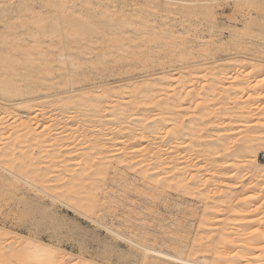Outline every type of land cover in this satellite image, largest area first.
<instances>
[{
    "label": "bare ground",
    "instance_id": "6f19581e",
    "mask_svg": "<svg viewBox=\"0 0 264 264\" xmlns=\"http://www.w3.org/2000/svg\"><path fill=\"white\" fill-rule=\"evenodd\" d=\"M55 1L56 0H43L42 2H44V4H51ZM57 1L62 2V0ZM171 1L176 2L174 3L176 5L173 6V10L182 12L186 16L196 13L200 15L209 14L210 11H212L211 7H205L206 5L201 7L197 5L198 3L206 2L202 0ZM248 1L257 5L258 10L256 11H259V14L264 12V0ZM25 3L27 5V2ZM154 6L155 8L161 7L162 3L154 2ZM164 6H166V4H164ZM83 14L85 17V13ZM105 14L102 13V15ZM71 15H74V13L70 14V16ZM79 15L81 16V14ZM79 15L77 14L76 17L74 16L68 19L64 18L62 24H60L61 21L59 24L54 23L53 20L52 22L47 21L49 20L48 18H45L46 22L44 19L43 22L38 23L40 17H38V20L35 19V21L37 20L36 24L39 25L37 26L39 29L38 36L48 37L52 44L49 43L47 45H54V47L61 46V48L66 51V54L61 55V59H58L59 61L57 60L54 65L48 64L49 67L47 68L48 72L46 74H42L46 71H42L41 74H35L34 72L30 73L28 70L30 75L26 76L24 82H22L23 85H18V87L15 86L16 84H14L11 74L16 64L18 65L21 61H25L30 66L36 65L35 67L29 66L31 68L29 69L33 71L32 69L36 68L37 65L45 66L43 64L44 62H49V58L46 56L48 60H46V58L44 59L42 53V55H40L41 57L43 56L42 58L36 59L37 57L35 56V59H32L29 50H26L23 57H20L21 59H15L16 57L12 55H7L10 56L8 57L9 59H0V93L4 100L11 102L10 107L0 113V119H2L4 123L7 122V124L9 122L11 125L10 132L6 137V142L3 147L0 148V154L7 158L6 155H8V152L14 147L13 145L19 144L20 146V143L23 142L21 139L23 137H28V135L32 133V129H34L36 125L39 126V121H45V123H48V126L50 122H54L55 126H57L56 130L59 129L61 131L60 134H64V137L75 136L74 138L76 139H80L81 136V132H79L76 125L79 122L82 124L88 123L89 121V123H92L91 126L94 129L93 132L95 135L88 136L87 143L92 146L94 145L93 147H98L100 142L110 141L109 147L102 145V149L100 150L102 153L107 151L108 156H103L104 154H100L99 156L96 154L98 157L94 159L91 153H88V156L82 153V155L78 157L80 159L84 156V158L80 160L82 161L81 163H101L104 172L102 171L103 173L101 172L100 174H90L86 172L88 174L84 175V170L82 169L83 172L82 170H78L71 175V178L63 175L59 177L57 173H59L60 170L58 169L62 167L64 170L68 167L65 162L70 155V149L64 148L58 153L59 151L57 150L58 152H56V148L60 145L54 143L57 145L56 147L53 144H49L43 151V153L45 152V156L41 155L42 151L32 155H20V158L24 159L21 172L13 169H6L4 165L0 164V174L7 175L12 182L14 181V183L19 184H15V187H13V189L11 188L12 190L8 188L7 184H5L6 190L1 188V185L0 197H2L3 194H13L14 196L15 192L22 187H26L25 189H28L32 193L31 197H33V199L35 198L32 200L39 204H35L36 206L38 205V208L45 203L44 198L48 199L49 204H44L40 207L41 209H38L36 206L30 207L28 203L30 209L27 206V209L25 207L24 210L23 207V211L28 210V212L30 211V213H34L35 215L38 213V217L40 216L39 219L41 218V220H43L42 217L45 216L46 219V217L50 218L52 213L54 214L53 209L58 206L57 204L66 206L64 207L65 209L68 208L73 213L86 219L91 226H93L94 232L92 233L93 235L90 233V237L87 236L89 232H87L86 236H75L77 239H72V243L70 242L69 246H65L61 243V239L65 240L67 235L62 232L54 233V231H52L53 233L43 235H40L38 232V235H33L32 232L29 231V233L25 235L9 232L1 227L0 264H264V209L261 211H258V209L252 212L253 205L259 201H262L261 205L264 204V166L260 165L256 159V149L258 146L264 148V138L259 139L251 135L246 139L243 138L244 140L242 139V141L240 140L241 138H239L238 141H232L231 135L230 137L219 139L218 144H214L212 141L213 139L209 144L202 143L200 140L202 138L203 128L208 124L207 118L215 124V121L218 122L219 118H222L221 116H225V119L227 117L228 120H226L229 122L234 118L238 119L239 117L237 118V115L241 116L246 113L248 116L251 111L253 112L255 110V107H253L254 105L252 106L253 110L248 109L249 107L247 106L241 107L243 104H248L246 102L247 100L243 101L241 106L239 105L240 107H236L237 109H234V106V108H227L232 100L236 105L237 103L239 104V102L234 101V99L238 96L237 93L244 88V83L239 81L234 84L232 91L234 92L232 93L233 98H231L230 102L229 99L226 100L222 95L224 93L220 85L223 83L220 82V84L216 79L206 80L207 84L204 86V92L198 91L196 83L190 87L188 86L189 88H185L189 82L191 83L192 78L191 81H185L183 78L178 79L177 82L180 86L174 89L173 85L175 84H173V80L170 78L171 76L167 77L157 73L150 74V70H146L143 73L141 72L142 74H148L144 75L143 78L141 77L143 80L140 78L142 81L138 82L139 84L137 83L136 86L133 82L130 83V80L124 78L113 82H107L105 80L108 84H106V86L103 85L105 86L103 89L104 91L99 96L96 95V91L98 90L97 88L101 86L89 90L85 88V86L75 87L74 84L79 81L80 77L79 73L74 70V67L80 62V55H83L85 51H95L98 47L100 48L102 46H105L104 49L107 51H105L106 53L103 52L104 62L91 63L90 68H99L102 66L103 75H105L106 78L109 77L113 69L125 71L124 73H126V71L128 72L129 68L132 67L131 65L134 64L133 62H138V64L140 62L143 68H154L152 65H158L161 59L159 58L161 54L158 57L155 56L159 51L160 53L164 52L162 53L163 55H167V57L165 56L167 59H164L167 60L168 63H178L180 69H190L192 73H194L193 71H204L203 69L206 71L209 70L211 73L215 71L213 69L222 65L221 63L218 64V61L221 60L217 61L214 60L215 57L207 58L204 56L192 61L191 64L186 62L190 58V49L189 52L188 49L185 48L178 49L179 43H175L178 41H174L170 33L163 32L158 34L154 31L155 29H153L154 27L152 26L142 25V27L133 28L124 26L116 30L110 23L112 19L109 20V16L107 18V15L101 17L102 20L99 21L94 20L96 17L93 16L95 15H91L94 18L93 20H91L92 17L90 20H87V17H85L86 21L84 20L85 18L83 20L81 19L83 16L79 18ZM88 15H90V12ZM96 20L98 19L96 18ZM31 22L32 20L30 23ZM30 27H32V25ZM261 29L263 30V28ZM100 31H102V33ZM263 32L264 31H262V33ZM30 33L33 34L34 31ZM97 34L103 36H101V38H96L95 36ZM260 36L258 35V37ZM35 37L36 36H34V38ZM258 37L256 34V41L261 38ZM255 38H253L252 41ZM55 39L57 41H54ZM240 42L242 41H239V43ZM239 43L237 44V42H235L236 45L234 44L235 47L232 46L233 49L236 48L237 45L239 46ZM243 43L244 42H242V46ZM253 43L255 42L251 44ZM218 44L220 45V43ZM217 46L214 47L218 48ZM242 46L240 45L239 47L241 48ZM207 47L211 48L212 45H207ZM68 48L75 49L76 52L69 53ZM241 49L243 50L244 48ZM13 50L14 49H12V51ZM186 50L187 52H185ZM202 50H205V48ZM232 59L234 58L231 57L230 60ZM233 63L235 64V62ZM172 66V64L165 65V67L163 66L161 68L163 74L169 73V70L172 72ZM54 68L57 69V71L67 72L66 74L59 73V82H55V78L51 76V72L49 71ZM153 71L154 70H151V73H154ZM141 73L137 74V76L141 75ZM188 73L191 74V72ZM130 76L132 75L130 74ZM197 76L199 75L197 74ZM231 76H229V78ZM195 81H197V83L199 82L198 80ZM198 85H200V82ZM59 86H62L61 88H63V86L65 87L63 93H55L56 91H54L53 93L55 94L47 96V94L43 92V90H52ZM57 89L60 90L59 88ZM259 89H264V82H261ZM200 93H202V95ZM96 97H99L98 101L94 100ZM38 101L41 102V105L35 108L33 104ZM114 101L121 102L119 108L111 110L109 114L100 120L97 117L98 113ZM182 106L185 107L186 113L194 112L196 117H192V119L188 121L187 124L190 126L186 125L182 127L180 134L182 140L175 142L173 139L177 132H174L175 130L173 131L172 127L176 125L174 123H176V118L180 115V111H175L173 109L178 107L182 108ZM248 110H251L250 113ZM186 113H184V117L187 116L185 115ZM23 114H28L30 116L28 121L23 122L21 120L22 118H26ZM96 117L98 118L97 120ZM2 120H0V137L5 127ZM193 121L195 123L192 125ZM168 122L171 123V125L169 124L170 126L173 125L171 127L172 130L169 127V129L166 130V126H169L167 125ZM178 122L182 121L179 120ZM103 125L106 126L108 131L107 138L100 128ZM216 126L212 125L207 129L206 135L208 139L209 137H213L216 131H219V134L226 128L222 124L220 126H223L224 129L217 128ZM38 137L41 138V135L31 137V141ZM102 137L104 138L102 139ZM81 141L82 140H76L77 143L75 147L80 146ZM230 145H235L234 147H236V150L234 154L226 157L224 163H232L231 166L235 165L234 168L233 166L231 167L230 164L224 165L222 163L223 161L217 158L218 155H221L220 153L223 150H227ZM54 153L57 155H54ZM43 163L49 164L51 167L56 168L57 171L49 170L43 173L32 169ZM204 164L206 165L205 168L202 166ZM239 166H244L245 169H238ZM23 169H25V172H23ZM76 170L77 169H75V171ZM57 176L59 178L62 177L61 183L52 184L55 179L58 180ZM107 176L109 178H107ZM237 181H241L239 182L241 185L239 187L236 186L237 188H233L234 186L231 185L235 182L237 183ZM113 183H115L113 188H116V195H120L122 203L124 200L132 199L131 195L133 194L130 195V192L132 193L135 191L136 193L138 190V192L141 193L138 194L137 197L141 205L138 207L134 205V207H136L131 211L155 207V197L163 198V196H169L170 193L168 194V191L175 192L176 197H190L192 201L183 200V203L185 202L186 204L187 202L195 203V201H203L200 208L199 230L198 233L195 232L197 237H192L191 242L188 241L190 238L188 236L190 233L189 230V233H187V230L185 232L189 238L183 235L187 240L180 239L181 236H177V238L173 239L157 238V234H160V232L154 233V231L143 234L138 233L139 235L135 236H133L132 233L126 232L129 228L137 227L140 222L138 219H136L138 221L132 220V216V218L127 216L129 211L127 212L125 209L126 207L124 209L127 214H125V217L122 216L123 218L117 216V214L110 209L107 210L106 213H101L100 210V208L104 206L105 201L117 198V196H114L113 192L115 191L113 188L110 189ZM0 184L2 183L0 182ZM83 188L85 189L81 190ZM108 189H110V191L113 190V192H108ZM145 197H148V199ZM134 199H136V197ZM11 201L5 200L4 204H0V212L1 208L4 209V207L7 209L6 212H12L15 209L14 206H16V210L18 211V204L10 203ZM50 207H54L52 209L53 212H50V209L48 210ZM46 209L50 213H46ZM220 209L227 213V215L225 214L226 217L224 215V219L222 220H219L220 218L218 217L215 218L217 213H214L217 211L221 212ZM26 213L22 214L21 212V215L28 217ZM40 213L44 214V216ZM57 213L56 215H58ZM95 213L96 215L99 213L97 216L98 218L94 217ZM187 213L183 214L186 215ZM222 213H220V215ZM56 215L54 217H56ZM257 216L261 218H256ZM29 217L32 218L33 216ZM48 218L47 221L49 220ZM52 218L53 217H51V219ZM104 219L106 221H104ZM213 219L215 221L210 222ZM34 221L33 223L36 222ZM39 221L40 220H37L38 223ZM37 224L35 223V225ZM162 225L163 224H161V226ZM172 225V229L177 227L174 226V224ZM140 227L144 228L142 225H140ZM75 229H77L76 226ZM84 230L83 232H79L84 233ZM101 231L106 233L104 239H101ZM211 233L213 235H211ZM157 240L169 243L170 246L173 247V250L166 251L159 247L158 244L156 245Z\"/></svg>",
    "mask_w": 264,
    "mask_h": 264
},
{
    "label": "rangeland",
    "instance_id": "374dc122",
    "mask_svg": "<svg viewBox=\"0 0 264 264\" xmlns=\"http://www.w3.org/2000/svg\"><path fill=\"white\" fill-rule=\"evenodd\" d=\"M21 1H22V3H21ZM42 1L43 0H29V2H28V0H0V54H1L0 59H3V58L7 59L8 57H10L7 55H12V56L16 57L15 59H17V58L21 59L23 57V55L26 53V50L27 51L29 50V53L31 54L30 56L32 59H35V56L37 57L36 59L42 58L44 56L43 57L44 59L46 58V60H48V58H49L50 61L52 60L51 62L50 61L44 62L43 65H45V66L37 65L36 68L32 69L33 71L30 70L31 69L30 67H35L36 65L30 66L25 61L24 62L21 61L22 62V63L20 62L21 64L20 63H18V65L16 64L14 70L11 72V74L13 76V82H14V84H16L15 86L23 85L22 82H24V78H26V76H29L30 73L34 72L35 74H41L42 71H46V72L42 73V74H46L48 72V69H47L49 67L48 64L50 63V64L54 65L58 59H61L60 58L61 55L66 54V51L64 49H62L61 46L54 47V45L53 46L47 45L49 43L52 44V42H50L51 40L49 41L48 37L45 38V37L38 36V30L39 29L37 26H39V25L36 24L38 17H40L38 23L43 22L45 18L46 19L48 18L49 20H47V21L52 22V20H53V22L56 24H59V22L61 21L60 24H62L64 21L63 20L64 18L68 19V18H72L74 16L76 17L77 14L78 15L81 14V16L79 15V18H81L83 16V18H81L82 20L85 17H87V20H90L91 17L93 15H95L93 17H96L98 20H96V18L94 19L93 17L91 19V20L94 19L95 21L102 20L101 17H104L107 15V18L109 16V20L112 19L110 21V23L114 26V29H116V30L120 29L124 26H126L128 28H133V27H142V25H144V26L149 25V26L154 27L153 28V29H155L154 31L158 34H161L163 32L170 33V35L174 38V41H176V40L178 41V42H175L177 44L179 43L178 49L185 48V49H188V52L190 49V52H189L190 58L188 57L189 59L188 58H187L188 60L186 59L187 60L186 62H188L190 64L192 63V61H195V60L199 59L201 56H204L207 58L215 57L214 60H217V61L221 60V61H218V64L221 63L222 65L218 66V68H216V69H213L215 71H212L211 73L209 70L206 71L205 69H203L204 71H196L197 73L195 71H193L194 73H192V71H190V69H184V70L180 69V66H178V63L177 64L168 63L167 60H165V59H167L166 58L167 55H163L162 53H164V52L160 53V51H159V53L157 52L158 54L155 53V54H157L155 56L158 57L161 54L159 56V58H161L160 59L161 62L159 61L158 65H156V66H155V64L152 65V66H154V68L153 67H149L148 69L143 68V65H140V62H139V64H138V62L137 63L133 62L135 64L137 71L135 70L134 64H132L131 65L132 69L131 68H129V70L127 69L128 72L126 71V73H124L125 71H118L117 69H113L110 72L111 74H109V77L106 78L105 75H103L104 73H103V67L102 66H100L99 68H90L91 63H102V62H104V58H103L104 53L103 52H105L106 50L104 49L105 46H102L100 48L98 47L95 51L94 50L93 51H85V53L83 55H80V58H79L80 62L78 63L77 66L74 67V70L79 73V77H80L79 81L76 84H74L75 87L85 86V88H87L89 90V89H96L95 87L101 86V87L97 88L98 90L96 91V95L99 96L104 91L103 89L106 86V84H108L107 82L118 81L119 79L124 78V79L130 80L129 82L130 83L133 82L134 85L136 86V84L138 82H141L143 80L142 78L144 77V75L148 74V73L147 74L146 73L142 74V73L146 70H150L149 71L150 74H156L157 73V74L167 76V77L171 76L170 78L173 80V84H175V85H173L174 89H176L177 86L178 87L180 86L177 82L178 79L183 78V80H185V81H191V78H192L191 83L189 82V84L186 85L185 88L186 87L189 88L190 86H192L193 84L196 83L198 91L204 92L203 91L205 89L204 86L207 84L206 80L209 81L210 79H214V80L216 79L219 83L220 82L223 83L222 85H220L221 90L224 93L222 95L224 98H226V100L229 99V102H230L231 98H233L232 93H234V92H232V91H233L234 84L241 81L242 83H244V88L240 92L237 93L238 96H236V99H234V101L239 102V104L237 103V105H236L232 100L228 104L227 108H231V107L234 108L235 107L234 109H237L238 107L241 106L243 101L247 100L246 102L248 104L247 105L243 104L241 107L247 106V107H249L248 109H252V110H253V107H255L254 109L256 111L254 110L252 112L250 110L252 113L251 114L250 111L248 110L250 113V114H248V116L246 115V113L244 115H241V116L237 115V118L238 117L239 118L238 119L234 118L233 120H230L231 123H230V121L229 122L227 121L228 120L227 117H226L227 120L225 119V116H221L222 118H219L218 122L215 121V124H213L214 122L212 123L209 120V118H207L208 119L207 122L209 125L207 124V126L203 128L202 138L200 140L202 143L209 144V143H211V140L213 139L212 141L214 142V144H218L219 139H222L224 137H230L231 135H232V137H231L232 141L233 140L238 141L239 138H241L240 140L242 141L243 138L246 139V138L250 137L251 135L253 137L259 138V139L264 138V89L263 90L259 89L261 82L262 83L264 82V54H263L264 53V48H263L264 47L263 46L264 41H262V40H264V38H262V37H264V32L262 33V31H264V27H263L264 26V12L259 14V11H256V10H258L257 5L252 4L248 0H202V1H206V2L198 3L197 5H199L201 7L202 6L204 7V5H206L205 7H211L212 11H210L209 14H201L200 15V14L196 13L193 15L186 16L182 12L173 10L174 9L173 6L176 5L174 3H176V2L171 1V0H62V2L61 1L58 2L56 0L55 2H53L51 4H44V2H42ZM19 2H20V4H19ZM25 2H27V5ZM154 2H160V3H162V6L155 8ZM164 4H166V6H164ZM29 8L31 9V11ZM89 12H90V15H88ZM72 13H74V15L70 16V14H72ZM75 13H77V14H75ZM83 13H85V15H86L85 17H84ZM102 13L103 14L106 13V14L102 15ZM98 17H100V18H98ZM35 19H37V20L35 21ZM46 19H45V22H46ZM31 20H32V22L30 23ZM84 20L86 21V18ZM109 20H108V22H109ZM31 25H32V27H30ZM260 25H262V26H260ZM259 26H260V28H259ZM261 28H263V30ZM32 31H34V33H36V34H34V33L31 34L30 32H32ZM100 32L102 33V31H100ZM256 34H257V37H258V35L259 36L261 35L260 36L261 38L258 37L260 39L257 38L258 39L257 41L255 38ZM262 34H263V36H262ZM34 36L39 37V38H36V37L34 38ZM101 36H103V35L97 34L95 37L101 38ZM253 38H255V39L252 41ZM19 41H21V42H19ZM36 41H37V43H36ZM54 41H57V40L55 39ZM217 41H218V43H220V45L217 43ZM239 41L244 42L243 46H242V42L239 43ZM235 42H237V44L239 43V46L241 45L242 46L241 48H244V49L242 50L238 45L236 46V48L233 49V47H235V45H236ZM245 42H246V44H245ZM252 42H255V43L251 44ZM216 44L219 46H217ZM36 45H37V48H36ZM207 45H212L213 48L212 47L209 48V47H207ZM213 45L215 47L217 46L218 48L219 47L220 48L219 49L215 48ZM244 45H245V47H244ZM206 47L209 48L210 50H213V51H210ZM204 48L206 50V53H205V50H202ZM245 48H246V50H245ZM12 49H14L16 51H14V50L12 51ZM239 49H241V50H239ZM207 50H209V51H207ZM77 51H78V49H77ZM183 51H184V49H183ZM261 51H263V52H261ZM68 52L73 53V52H76V50L72 49V48H68ZM185 52H187V50ZM233 52H234V54H233ZM42 53H43V56L41 57L40 55H42ZM49 54H51V55H49ZM37 55H39L40 57ZM231 57L234 59L230 60ZM228 59H229V61H228ZM233 62H235V64ZM166 63H168V64H166ZM46 64H47V66H46ZM171 64L173 65L172 67L175 70L172 68V72H171V70L167 69L171 73L169 72V73L163 74V70H161V68L163 66L165 67V65H171ZM141 66H142V68H141ZM28 70L30 71V73H28L29 72ZM151 70H154L153 71L154 73H151ZM49 71L51 72V76H53L55 78V80H56L55 82H59L58 75L60 72L62 74L67 73L65 71H60V70L57 71V69H55V68L52 70H49ZM188 72H191V74L193 76ZM139 73H141V75L137 76V74H139ZM130 74L132 76H130ZM134 74H136V75H134ZM197 74L199 76H197ZM229 76H231V77L229 78ZM132 77L134 80L132 79ZM227 78H229V79H227ZM218 79L221 81H219ZM105 80L107 82H105ZM193 80H194V82H193ZM195 80H198L200 82L201 86L198 85L199 82L197 83V81H195ZM103 85H105V86H103ZM61 87L60 86L55 87L52 90H43V92L45 94H47V96L53 95L55 93H63V90L65 87L64 86H63V88H61ZM57 88H59L60 90H58ZM47 91H48L49 95H48ZM54 91H56V92L53 93ZM58 91H60V92H58ZM200 94L202 95V93H200ZM98 98L99 97H96L94 100L98 101ZM226 102H228V101H226ZM10 103L11 102L4 100L3 96L0 93V113H2V111L4 112V110L6 108H9ZM92 104H93V102H92ZM119 104H121V102H119V101L112 102L110 105H107V107L104 110H102L100 113H98V115L96 114L97 117L101 120L102 118H104V116L109 114V112L111 110L119 108V106H120ZM38 105H41L40 101L33 104V106L35 108H38L37 107ZM217 107H220V106H217ZM217 107H215V108H217ZM173 110L180 111V115H178V118H176L177 119L176 123H174L176 125H174V126L172 125L173 127L170 126L171 123L168 122L167 125H169V124L170 125L166 126L167 127L166 130H168L169 128L172 130V128H173V131L175 130L174 132H177V134L174 136V139H173V141L177 142L178 140L179 141L182 140V136L180 135L181 131H182L181 130L182 127L186 126V125L190 126L189 124H187L188 121L190 119H192V117L194 118L196 116L194 115V112L193 113L188 112L189 113V115H188V113H186V111H185V107H183V106H182V108L178 107V108H174ZM184 113H186L185 115H187V116L184 117ZM238 114H240V113H238ZM23 115H25L26 118H22L21 120L23 122L28 121L30 116L28 114H23ZM97 117H96V120L98 119ZM0 120H2V119H0ZM179 120L182 122H178ZM2 122L4 123L3 120H2ZM80 123L81 122H79L76 125V127L79 129V132H81L80 133L81 136H80V139H76V138H74L75 136L64 137L63 136L64 134H60L61 131L59 129L56 130L57 126H55L54 122L53 123L50 122V125L48 126L47 125L48 123H45V121L44 122L39 121V126L36 125V127L34 129H32V131H31L32 133H30V135H28V137H26V138L23 137L24 139L23 138L21 139V140H23V142L20 143L21 144L20 146H19V144L13 145L14 147H12L11 151H9L8 155H6L7 158L0 154V164L4 165L6 169H10V170L13 169L15 171L21 172L22 163L24 162V159H21L20 155H23V154L32 155V154H37L38 152H41V151H42L41 155H44L45 152L43 153V151H44L46 146H48L49 144H53L54 146L57 147V145L54 144V143H57L60 145L56 148V152L59 151L58 153H60V151L63 150L64 148L70 149V152H69L70 155L68 156V159H66V162H65V164H67L68 167L65 168L64 170L62 169V167L58 169V170H60V172L57 173L59 177H60V175H63V176H67V177L71 178V175L73 173H76L78 170H82V169L84 170V175H87L88 173H90V174H92V173L98 174L99 173L100 174L102 171L104 172L103 165L101 163L100 164H93V163L91 164V163H85V162L81 163L82 161H80V160L83 159L84 156L80 159L78 156L82 155V153L83 154L85 153V156L88 153H91L94 156V159H96L98 157L97 155L100 156V154L101 155L104 154L103 156H108L107 151L105 153L104 152L102 153V152H100V150L102 149V145L109 147L110 141L107 140V141H104L103 143L100 142L98 147L96 146V144H95L96 147H93L94 145L93 146L89 145L87 143L88 136L95 135L93 132L94 129L91 126L92 123L91 122L89 123V121H88L89 124L88 123L80 124ZM194 123L195 122L193 121L192 125ZM219 124L220 125L222 124L223 126L226 127L225 130H222L223 133L220 131L221 133L218 134L219 131L218 132L216 131L214 133L213 137H211V138L209 137V139H208V137L206 135L207 129L212 125L213 126L217 125L216 126L217 128H223V126H220ZM9 125H10L9 122H8V124H7V122L4 123L5 127L2 130V132H1L2 135L0 137V148L3 147V145L5 144L6 137L8 136V134L10 132L11 125L10 126ZM242 125H243V127H242ZM100 128L102 129L104 135L107 138V132L108 131L106 129V126L103 125ZM231 128H232V130H231ZM226 129H228V130H226ZM39 135H41V138L38 137L37 139L31 141V137H37ZM205 135H206V138H205ZM233 136L236 137L237 139L234 138ZM96 138H98V137H96ZM103 138L104 137H102V139ZM76 140H82L81 145L78 147H75V144L77 143ZM209 140H210V142H209ZM91 146H92V148H91ZM232 146L230 145L229 148H227V150H225V151L223 150L220 153L221 155H218V157H217L221 161H223L222 163L224 165L230 164V166H231V164H232V163H229V164L224 163L225 162L224 160L226 159V157L234 154V152L236 150V147H234L235 145H232ZM242 146H244V145H242ZM256 151H257L256 152L257 153L256 159H257L258 163L260 165L264 166V148L258 146ZM55 154L56 153H54V155ZM91 154H89V155H91ZM67 162H70V163H67ZM202 166H203V168L206 167L205 164ZM234 167H235V165L233 166V168ZM74 168L77 170L75 171ZM32 169L37 170L39 172H43V173L47 172L49 170L50 171L56 170V168L51 167L47 163L46 164L43 163L38 167L35 166ZM238 169L243 170V169H245V167L239 166ZM83 170H82V172H83ZM23 172H25V169H23ZM86 172H88V173H86ZM58 176H57L58 180L55 179V181L52 184L61 183L62 177L59 178ZM107 178H109V177L107 176ZM0 182L2 183V184H0V186L2 185L1 188L5 189V184H7L8 188L10 190H12L13 187H15V184L16 185L18 184V183H14V181L12 182L8 178V176L5 174H0ZM63 182H64V180H63ZM239 182H241V181H237V183L235 182L231 186H234L233 188H235L236 186L239 187L241 185V183H239ZM114 186H115V183H113L110 186V189H112ZM8 188H7V190H8ZM25 188L26 187H22L21 189H19L17 192H15L16 194L14 193V196H13V194L12 195H4L3 194V196L0 197V204H4L5 200L6 201L12 200L10 203H16L19 206V208H17L18 211L16 210V206H14L15 209H14V211H12L13 215H12V212H6L7 211L6 207H4V209L1 208L0 228L3 227L5 230H8L9 232L21 233V234H25V235L28 234L29 231H31L33 235H36V234L38 235V232L40 235L53 233L52 231H54V233L62 232V233L67 235V238L69 236L68 239L67 238L65 240L61 239V241H62L61 243H63V245H65V246L66 245L69 246L72 239H77L76 237L78 235L86 236L87 232H89L87 234V236L90 237L91 235H93L92 234L94 232L93 226H91V224L86 219H84L82 216H78L77 214H75L71 210H69L68 208L65 209L64 207H66V206H62V205L57 204L59 207L56 206L55 209H53L54 207L48 208V210L50 209V212L52 211V209L54 211V214L52 213L50 218L46 217V219H45L44 214L40 213L41 215L44 216V217L41 216L44 221L41 220V218L39 219L40 216L38 217V215H37L38 213H36V215H37L36 216L34 213L33 214L30 213V211L28 212V210L23 211V207H24V210H25V207L27 209L28 203H29L30 207H33V206L35 207L36 206L35 204H38V203H35V201H33L35 198L33 199V197H31L32 193L28 189H25ZM84 189L85 188H83L81 190H84ZM110 189H108V192L112 193L114 190L115 191V192H113L114 196H117L116 195V188H113L112 191H110ZM136 193H135V191H133L132 193L130 192V195L133 194V195H131L132 199H128L129 201L124 200L123 203H122L120 195L117 193L118 196L116 199L108 200V201L104 202L105 203L104 206L100 208L101 213H103V212L106 213L107 210L110 209L115 214H117V216H119L120 218H123V217H125V214H127V212L129 211L130 215L127 214L128 217L132 216L133 217V218L131 217L132 220L135 221L136 219H138L140 221L138 223L137 227L129 228L128 230H126V232L132 233L133 236L139 235L138 233L143 234V233H148L150 231H154V233L160 232V234H157V238L173 239V238H177V236H181L180 239L182 238V240L183 239L187 240L186 238L190 237L191 239L189 238V240H188L190 242L192 241V237L195 238V236L197 235V234H195V232L198 233V230H199L198 224L200 222L199 217L201 215L200 214V208H201V205L203 204V201H197V202L195 201V203L187 202V204H186L185 202L183 203V200L184 201H186V200L192 201L190 197H187V196H180V197L177 196L176 197L175 192L168 191V194L170 193L169 196L167 195V196H163V198L162 197H155V199L153 198L155 201V207L131 211L133 208L136 207V206L134 207V205H137V207L139 205H141V203L138 202L139 198H137L138 194H141V193H139L138 190ZM135 195H137V196H135ZM28 196H29V198H28ZM135 197H136V199H134ZM145 198L148 199V197H145ZM150 200H152V199H150ZM17 202H19V203H17ZM30 202H31V204H30ZM44 202L45 203H43L42 205H44V204L48 205L49 204V201L46 198H44ZM261 204H262V201H259L258 203L253 205V207H252L253 211L252 210L251 211L254 212V210H258V209H259L258 211L263 210L264 204L263 205H261ZM38 205L36 206V208H38ZM29 206H28V208H29ZM41 206H39V208ZM124 208L127 210V212ZM48 210L46 209V211H47L46 213L49 212ZM124 210H125V212H124ZM21 212H22V214H25L27 212L26 214L28 215V217H26L25 215L22 216ZM218 212L219 211L214 212V213L215 214L217 213L215 218L218 217V218H220L219 220L224 219L225 214L227 215L226 211L223 212L221 210V212H219V213ZM56 213L59 216L56 215ZM122 213H123V215H122ZM183 213H187V214L185 215ZM220 213H222V214L220 215ZM30 214H32V215H30ZM98 214L99 213H97V215H96V213H95L94 217L98 218L97 217ZM34 215H35V217H34ZM55 215H56V217H54ZM226 215H225V217H226ZM29 216H33V217L30 218ZM260 216H262V215H260ZM51 217H53V218L51 219ZM258 217L259 216H257L256 218H258ZM33 218H35V219H33ZM47 218L49 219L48 221H47ZM259 218H261V217H259ZM37 220H40L41 222L39 221V223H38ZM138 220H136V221H138ZM173 220H174V222H173ZM33 221L36 224L37 223L38 224L35 225V223H33ZM67 221H70V222H67ZM104 221H106V220L104 219ZM214 221L215 220L213 219L210 222H214ZM107 222H109V221H107ZM45 223H46V225H45ZM161 224H163L162 225L163 227L161 226ZM172 224H174V226H177V227L175 229H172L171 228V226H173ZM140 225H142L144 228L140 227ZM192 225H194V226H192ZM75 226L77 229H75ZM197 226H198V229H197ZM69 227H70V229L72 227L73 231H72V229L70 231ZM115 228H116V226H115ZM195 228H196V230H195ZM62 229H64V230H62ZM84 229L88 230V231H85ZM83 230H84V233L79 232V231L83 232ZM186 230H187V233L190 232L188 234L189 237H187V235H186L187 233H185ZM188 230H189V232H188ZM193 230H194V233H193ZM72 232H73V235H72ZM90 233H91V235H90ZM211 235H213V234L211 233ZM105 236H106V233L104 231L103 232L101 231V239H104ZM64 242H65V244H64ZM157 244L159 245V247L165 249L166 251L167 250L168 251L173 250V247H171L169 243H165L164 241L157 240L156 245ZM177 264H179V263H177Z\"/></svg>",
    "mask_w": 264,
    "mask_h": 264
}]
</instances>
